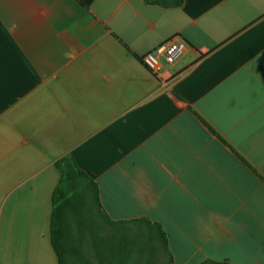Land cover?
<instances>
[{"label":"crops","instance_id":"1","mask_svg":"<svg viewBox=\"0 0 264 264\" xmlns=\"http://www.w3.org/2000/svg\"><path fill=\"white\" fill-rule=\"evenodd\" d=\"M68 155L111 220L162 225L173 264H264V0H0V264H60Z\"/></svg>","mask_w":264,"mask_h":264},{"label":"trees","instance_id":"2","mask_svg":"<svg viewBox=\"0 0 264 264\" xmlns=\"http://www.w3.org/2000/svg\"><path fill=\"white\" fill-rule=\"evenodd\" d=\"M149 4L162 7H179L185 0H145ZM61 178L53 193V213L51 219V242L58 255L60 264H132L134 259L142 262L154 256L159 263L173 264V255L169 249L168 236L162 225L148 218H136L127 221H113L105 212L100 190L94 181L68 155L55 163ZM124 232L136 231L139 235L131 242L126 238L109 244L106 254L90 253V237L97 238L103 228L98 222ZM140 264V263H139ZM201 264H232L228 261L206 260Z\"/></svg>","mask_w":264,"mask_h":264},{"label":"built area","instance_id":"3","mask_svg":"<svg viewBox=\"0 0 264 264\" xmlns=\"http://www.w3.org/2000/svg\"><path fill=\"white\" fill-rule=\"evenodd\" d=\"M188 44L181 38L173 37L145 52L140 60L152 73L158 74L163 62L174 64L185 53Z\"/></svg>","mask_w":264,"mask_h":264},{"label":"rangeland","instance_id":"4","mask_svg":"<svg viewBox=\"0 0 264 264\" xmlns=\"http://www.w3.org/2000/svg\"><path fill=\"white\" fill-rule=\"evenodd\" d=\"M104 225V226H99L98 229L103 228V231H101L99 236L97 238L90 237L89 241V250L90 253H94L95 257L98 258L96 255H98L96 252L99 251L101 255H104L108 252L109 250V244H114L118 241L121 240L122 235L126 237L123 242L128 243L131 242L132 239H135L138 237V233L136 231H131V232H124L121 233V231L116 230L114 228H111L107 224H102L101 221L98 222L97 225ZM140 236V235H139ZM120 239V240H119ZM143 263L137 262L135 259L132 264H162L159 263L154 256L148 257L144 261L142 260Z\"/></svg>","mask_w":264,"mask_h":264}]
</instances>
